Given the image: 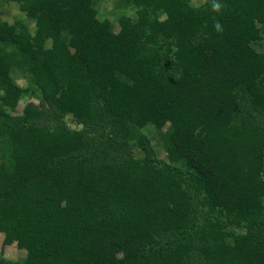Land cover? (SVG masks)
Here are the masks:
<instances>
[{"label":"trees","instance_id":"16d2710c","mask_svg":"<svg viewBox=\"0 0 264 264\" xmlns=\"http://www.w3.org/2000/svg\"><path fill=\"white\" fill-rule=\"evenodd\" d=\"M201 1L0 0V264H264V0Z\"/></svg>","mask_w":264,"mask_h":264},{"label":"rangeland","instance_id":"374dc122","mask_svg":"<svg viewBox=\"0 0 264 264\" xmlns=\"http://www.w3.org/2000/svg\"><path fill=\"white\" fill-rule=\"evenodd\" d=\"M100 1H101V5L99 6L100 9L98 11V17L100 19L101 18H108L109 20L114 22L116 19V15L118 14V12L115 11V8H114V0H99V2ZM200 1L201 0H195L194 3L198 4V3H200ZM0 5H2V6H0V19L11 22L12 20L16 19L17 17H20L19 16L20 13L18 12V9H17V6L15 5V3H8V4L3 3ZM113 24L115 27L114 29L116 30V28H117L116 22H114ZM262 44L264 45V41L262 42ZM17 82L20 85L25 84V81L23 79H18ZM34 102H36V101H34ZM25 103H26L25 99H23L19 102L18 107H17V112L21 111V109ZM152 135H153V142H155L158 139L157 134L152 133ZM161 156H163V155L161 154ZM1 238H2V236L0 235V255L1 256L15 260V259L20 258L23 255V252L17 250L14 247V245L2 246Z\"/></svg>","mask_w":264,"mask_h":264},{"label":"clouds","instance_id":"9594fccd","mask_svg":"<svg viewBox=\"0 0 264 264\" xmlns=\"http://www.w3.org/2000/svg\"><path fill=\"white\" fill-rule=\"evenodd\" d=\"M224 7H225V5H223L220 2V0H212L211 9H212L213 12L220 13V12H222V10H223ZM213 29L217 33L223 32V26H222V24L218 20L213 24Z\"/></svg>","mask_w":264,"mask_h":264}]
</instances>
